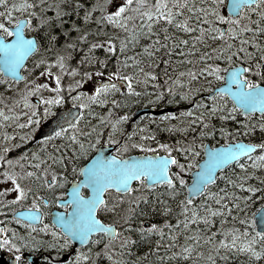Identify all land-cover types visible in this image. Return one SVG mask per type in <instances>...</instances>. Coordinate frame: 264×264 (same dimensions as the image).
Instances as JSON below:
<instances>
[{"label":"trees","instance_id":"trees-1","mask_svg":"<svg viewBox=\"0 0 264 264\" xmlns=\"http://www.w3.org/2000/svg\"><path fill=\"white\" fill-rule=\"evenodd\" d=\"M93 1L95 2V0ZM13 2L14 0H6L5 5H0V13H4L5 8ZM15 2H19V0H15ZM148 2L154 4L155 0H148ZM89 3L90 0H88V5ZM188 3L202 7L204 4H212L213 0H188ZM252 7L257 8V5H252ZM218 10L224 15V2L219 4ZM181 11L184 13V16L189 17V27L193 28L191 32L185 31L182 27H176L174 23L167 24V22L159 20L152 24L151 32L141 29L137 39L127 40V32L125 29L118 28L107 21L95 23L92 18L91 22L85 25L88 29L94 27L96 36L101 34V29L104 25L105 31L101 35L103 40H94L89 35L87 40L83 43H78L74 50L68 49V51L72 53L71 58L67 60V64L69 65L68 71L70 72L71 67H77L79 71L75 75H69L67 73L62 75L61 83L63 87L61 95L63 96V102L54 105L52 107V112L47 117L43 114V106L38 103L37 107L40 109L39 115L42 119L37 126L39 127L46 119L52 116L56 109L75 102V100L71 98L72 95H70L71 91L68 88V83L72 77H80V79H82L83 77L80 73L90 72L91 74H99L107 77L110 76V73L119 71L120 75L117 77L121 78L128 73H132V87L135 91L133 93H128L127 87L117 85L115 90H110L107 94H101L100 98L106 100V103L98 104L95 101H87V107L82 110L84 115L79 121V132L77 133L79 139L85 142L86 147L89 142L95 144V147H87L86 152H84V150H79V144L70 140L72 134L71 129H66L67 134L64 137L52 138L46 144L41 140L33 142L32 139H30L21 144L12 145L11 150H3L4 156L9 155L11 158L18 156L21 158L23 163V167L20 169L21 174L29 170L36 173L35 176H25V178L20 181L23 187L30 189L25 200L28 198L33 199L36 197L37 192L40 193V196H46L50 200H53L54 193L50 191L49 187H46L42 183V180L49 181L52 175L55 174L58 181V183L55 184V188L57 189L59 186V190L64 189L72 180L81 177V172L78 170L92 157L97 147L105 141L111 143V140H116L117 142L115 144H118L116 153L120 155L140 151L146 152L145 150L135 147L136 141L142 142L144 146H155L160 141L169 142L171 144L174 142V154H176L177 159L187 166H189L187 163L189 159L193 161L190 166L191 171L195 167V161L203 155L202 148L204 143L208 141L213 143H224L226 139L228 142L245 139L264 145V130L256 127L259 123H264V113L257 115L258 117H252L250 115L245 116L239 108H237L235 112L230 113L228 109L236 106L226 95L221 94L220 96H213L211 99H201L203 107H201L202 110H200L199 113L190 109L188 104L187 106L173 104L172 98L176 92L181 93L189 89L185 83H173L177 80L185 82L182 76L186 75L184 71L188 70L189 63L181 65L179 57L165 54L169 51L178 49L182 51L184 56H189V54H192L190 49L195 47L196 51L199 49L201 53L210 48L216 54L220 55L218 52L219 47H225L226 52L234 51L236 48L240 47V41L238 40L233 44L231 43L232 48L228 49L226 47L228 43L222 44L221 41L216 40L213 32L208 31L209 27L217 26L220 21H213L211 25L208 23H201V21L205 20V17L199 12L193 13L187 8ZM27 13V11L23 12V14ZM20 15L21 11L13 12V18ZM82 15L83 12L81 11L80 16L82 17ZM124 15H128V13L125 12ZM184 16H177L176 19L182 20ZM248 16L251 18L250 27L256 28L258 26H264V18H260L259 25L256 23L258 13H249ZM244 19L246 20L247 17ZM0 21L10 24V21L4 20L3 16H0ZM33 21L34 19L32 23L35 24L36 21ZM142 23L143 21L140 20L139 17H136L133 20H129L128 26L138 27ZM166 24L167 27L165 28ZM243 26L244 24L242 22L241 27ZM135 27H133V30H135ZM200 27L205 29L203 39H197L196 43L193 44V38L201 35L199 31ZM31 33L37 36H43L40 34V31H37V33L31 31ZM70 35L75 36L77 34L72 32ZM208 35H210V37H208ZM243 36L245 40L255 38L257 45H264V31L258 33L247 31L243 33ZM121 37H125L127 40V47L123 50L119 48ZM157 37L159 39H157ZM165 37H167V40H165ZM205 37L208 38V42L205 40ZM108 39H113L115 46L114 52H107L103 46V43ZM93 41L101 45L92 50L91 56L96 62L94 64H89L88 61L85 60L83 63H80L81 57L86 55L81 49L87 48ZM181 41H184V43H181ZM59 43L63 44L64 41H59ZM201 43H203L204 46H201ZM145 45H149L147 51L144 49ZM45 47H47L46 44ZM244 47L252 53L250 60L253 61V65H256L260 60V54L264 51V48L254 46L250 43L244 45ZM130 49L132 50L131 54L129 53ZM52 51H55V48L52 49ZM164 52L166 53L163 54ZM45 55L46 53L42 49L39 53H35L33 57L30 58L27 68L24 70L25 79L22 81H14L0 72V110L3 111V114L0 115L1 121H6L3 115L14 105H17L18 101L23 100L19 98V96L23 93L24 83L29 80V76L34 70L41 68L39 66L34 67V61L39 56ZM129 55L132 56L131 64L128 60L126 61L124 59V57H128ZM190 57L191 56L188 57L189 61L192 60ZM243 57L246 60L249 59L245 56L244 52ZM101 58L104 60L103 66L100 64ZM168 59H172V61L176 60V62L179 59L180 66L174 65L173 62L166 65L165 62ZM161 65L164 66L163 70L157 68ZM258 71H260L261 75H264V64L261 65ZM148 72L154 73V77L147 76L146 74ZM220 75H222L221 72ZM196 80L195 84H192L196 94L197 90L201 92L208 91L209 87H213V85L219 83V79L213 77L210 85L206 83L203 88H201L199 86V80H201L199 75L196 76ZM19 85H22V87L18 88ZM170 86L175 89L174 93L166 91ZM161 90L165 91L163 96L159 97L161 103L155 105L156 108L174 107L175 116H169L166 119L163 117L156 119L152 115H142L135 120L132 115L128 114L135 105L145 100H150L152 96H158ZM170 97L171 100L169 99ZM113 100L116 101L115 105L111 103ZM213 104L217 105V110L215 113L210 114ZM189 110L195 112L196 116L194 117L191 115ZM92 113H94V115ZM28 114L27 112V115ZM124 114H127V119L121 121L117 129L113 130L111 121L117 120L119 116ZM201 114H203L205 120L208 121L206 127L198 122ZM102 116L105 117V119L101 120ZM241 122L249 127L251 130L249 133H244ZM169 125H173L174 127L169 128ZM90 128L94 129V131L89 135H83V133H88ZM221 129H224L228 135H221ZM234 129L238 131L234 132ZM130 132L133 133L131 137L128 136ZM201 132H203L204 135H201ZM209 132H211L212 135H208L207 133ZM97 136H99V140L95 139ZM125 145H127V147H124ZM188 147H191L192 150L195 151L188 152ZM180 148H185V151L181 152L179 150ZM33 151L37 153L36 157L31 155ZM261 152H264V147L253 155L232 163L221 171L223 175H221L220 172L217 179L206 187L207 191L219 193L224 199H228L230 203H237L238 201L242 206L241 208L228 211L226 215H213L211 221L207 224H205L204 221L193 220L191 217L192 210L195 209L198 215H204L205 209L208 207L217 208L223 205L216 202V197H209L207 191H204L199 196L192 198V205H184V207L189 208V212L184 213L180 201L188 197L186 184L190 176L186 178V183L183 186L179 184L178 180H175L172 189H169L167 184H157L153 188H148L138 181L135 183L131 193L118 194L116 192H110L106 200L108 203L115 202L118 203L119 208L131 207L132 209L131 215L127 220V223H130L132 228L124 234L131 236L132 239L130 244L126 245L125 248H119V246L115 247L116 251L113 252V255L117 257V264H119V260L121 259L124 261V264H134L135 262L136 264H211V262L207 260L209 253L213 254L215 264H264V257H250L246 253L240 254L232 250L214 248V245L221 238L225 229L234 227L242 230L247 226L241 222L242 219L247 216L254 220L256 211L264 205V166H253V161L257 159ZM61 156H64L66 159L64 158L62 160L63 165L60 163L61 165L59 166L54 161ZM29 161H31V163H29ZM240 163L246 164V167L240 168ZM257 163L264 164V161H257ZM37 164H39V167H36ZM177 171H179V168L173 165L171 172L175 173ZM42 173L44 174L43 176H41ZM60 173H63V177L59 175ZM61 179L63 180L62 183L59 182ZM228 181H232L233 183H227ZM239 183L255 187L257 191L255 193H250L247 188H237L235 185ZM137 185H139V187H137ZM225 193H236L237 195L227 196ZM118 196H124L125 199L122 203L113 200L114 197ZM245 196L249 197L247 201L242 199ZM25 200L23 202H25ZM136 200H139V203H129L130 201ZM245 205L246 207H244ZM165 209L168 211H165ZM99 214L105 221L115 222L120 229L124 228V224L115 214L100 211ZM185 217L191 221L187 228L183 226ZM177 219L181 220L180 225L176 224ZM165 221L172 225L171 229L165 225ZM147 223L148 225L155 223L158 226H162L160 232H151L144 236L139 235V229L141 227L147 228ZM217 229L220 231H217ZM196 230H199L201 241L196 244L193 252L189 253L187 257L183 254L179 256H169V253L180 252L181 246L186 242L193 243ZM170 231L176 234L177 239L175 241L169 236ZM209 232H216L214 238L209 237L212 241L211 244L204 241V237L208 236ZM249 235H251V232H249ZM187 236L192 237V239L185 241V237ZM228 238L230 239V236ZM95 239L100 241L103 240L100 239V236H97ZM157 241H159V243H157ZM261 244H264V239L257 237V243L254 247L259 250ZM196 252H200L201 255L197 256L195 254ZM226 253L229 254L226 258L222 259ZM164 257L168 258L164 259Z\"/></svg>","mask_w":264,"mask_h":264},{"label":"snow or ice","instance_id":"snow-or-ice-1","mask_svg":"<svg viewBox=\"0 0 264 264\" xmlns=\"http://www.w3.org/2000/svg\"><path fill=\"white\" fill-rule=\"evenodd\" d=\"M108 0H95L90 6L88 5V0H56L53 3V0H19V2H14L8 5L5 8L4 13H0V16H3L4 20L10 21V24H6L3 21H0V53H3V56L0 57V72L7 70L12 73L14 78L25 79V77L21 76L17 71L18 68L24 67L27 68V65L24 63L25 57L30 56L35 53H39L42 49L46 53L45 56H41L34 61V67H42L43 71L38 73V75H46L49 76L55 82V86L52 87L47 81L42 83H35V86L32 88H28L25 91L24 96L21 97L23 99L26 107H30L32 115L27 117V124L31 125L34 123L39 124L42 117L39 115L40 109L36 106L31 105V102L28 99V96L32 93L39 94V90L41 89H50L54 95L48 96H39V102L43 107V114L47 117L52 112V107L57 104H61L63 102V96L61 95L62 83L61 77L63 74L75 75L78 73L79 69L77 67H71L70 72L68 71L69 65L67 64V60L71 58L72 53L70 51H65L66 49L74 50L78 43H83L89 37L91 29L85 27L89 22H91L93 18V13L99 10L102 13V16H97L95 19L97 22L104 20L118 28H123L127 32V40H135L140 34L141 29H144L147 32L152 31V24L156 21L163 20L167 22V24L174 23L176 27L183 28L185 31L191 32L193 30L192 27H189V17L184 16V13L181 11L184 8H187L190 12L196 13L199 12L201 15L205 17L204 21L201 23L212 24L213 21H221L226 22L228 24V28L222 29L218 25L215 27H209L208 31L213 32L215 37H220L221 39H228V37L239 38L240 47L236 48L234 51H228L227 54L225 47H219L218 52L220 55L218 59L227 61L230 65V69L226 70V74L228 76L229 85L226 87V92L224 89L219 91L213 90L216 96H220L221 92H225V94L230 93L232 102L236 107L229 108L228 112H235L237 108H239L245 116H248L250 112H254L257 108L261 113H264V75H261L260 71L261 65L264 64V51L260 54V60L256 63L255 67L248 66L243 67L242 69L237 67L236 64L232 63L233 55H239L241 51L245 53L247 58H251L252 53L248 51L244 45L252 44L254 46H258L264 48V45H257L255 38L251 40H245L243 33L247 31L252 32H261L264 31V26H258L256 28L250 27L251 18L248 16L249 13H258L257 25L260 24V18H264V0H231V4L229 7L232 9L229 15H222L218 8L221 0H213L212 4H204L202 7L199 5H192L188 3V0H155V3H149L148 0H123V2L118 3L114 10L108 11L106 5ZM6 0H0V5H5ZM252 5H257V8L252 7ZM259 9V10H258ZM51 10L53 12L52 15H48V11ZM14 11H21V15L13 18ZM27 11L29 14L27 16L23 15V12ZM83 12L82 17L80 16V12ZM127 12L128 15H124ZM75 14V15H72ZM177 16H184L182 20L176 19ZM136 17H139L140 20L143 21L138 27L128 26L129 20H133ZM247 17L245 20L244 18ZM35 18L36 23L33 24L32 20ZM244 24L241 27V24ZM67 24V27H65ZM165 25V28L167 27ZM43 28V36L37 35H25V30L32 29H41ZM201 35L199 37H194L192 43L195 44L197 39H203V33L205 29L203 27L199 28ZM72 32H75L77 35H70ZM64 37V43H59V38ZM6 37H12V39H7ZM214 37V38H215ZM157 39H159L157 37ZM127 40L125 37H121L119 41V48L121 50L127 47ZM167 40V37H165ZM184 43V41H181ZM45 44L47 47H45ZM101 46L97 42L93 41L89 44L87 48H82L81 50L86 54L81 57L80 63H83L85 60L88 61L89 64H94L96 61L92 59V50ZM107 52H114L115 46L113 39H108L103 43ZM149 45H145L144 49L147 51ZM228 49L232 48L231 42L226 46ZM55 48V51L52 49ZM191 51H195V49H190ZM202 59L206 58L205 56L201 57ZM127 61L130 58L124 57ZM241 59H244L242 57ZM101 66L104 65V60L100 59ZM126 66V65H125ZM56 67L58 71L53 72L52 68ZM214 78L219 80H224L225 76L220 75L221 65L220 64H211L207 67L201 69V72H209ZM246 72H255L258 76H260L259 80H253L249 78V76L245 75ZM195 71H192L190 75L195 76ZM83 77L79 80H74L73 83L68 85L69 90H73L76 88H80L81 85L84 84L85 79L91 75L90 72L80 73ZM119 71L110 73L111 77L119 76ZM149 77H154V73L148 72L146 74ZM124 81L127 82V92L133 93L135 89L132 87V73H128L122 77ZM29 83H33V81H29ZM175 84H183V81H174ZM232 83L237 85L236 88L230 87ZM159 87V86H158ZM117 88V83H100L94 87L90 93L84 90L75 91V95L73 96L74 100L80 98H87L89 101H95L98 104H104L107 101L101 99V94H107L110 90H115ZM165 90H161L157 97L153 99H158L163 96ZM169 92H175V89L171 86L166 90ZM189 92L182 91L180 96L183 99L189 98ZM192 96L195 95V92L191 93ZM210 99L212 97H209ZM171 100V97L169 98ZM112 104H116V101L113 100ZM87 105L83 102L79 103V108L84 109ZM194 107H203L202 103L194 105ZM217 110V105L213 104L211 108V112L215 113ZM111 111V110H109ZM190 114L194 117L196 116L195 112L189 110ZM3 114V111L0 110V115ZM23 113H11L10 115H22ZM94 115V113H92ZM83 112H79L78 114H72L70 112H66L63 116L57 117V125H54V131H51L50 136H41V141L46 144L50 139L56 137H64L66 133V129H71L72 134L70 136V140L79 144V150H85V142L80 140L77 133L79 132V121L81 120ZM176 113L169 112L165 114L163 118H167L169 116H175ZM34 118V119H33ZM7 119V117H5ZM105 119V117H101V120ZM127 119V114L121 115L117 120L111 121V126L113 130L117 129L118 124L121 121ZM198 122L202 123L203 126H207L208 121L205 120L203 114L199 116ZM242 127L244 128V133H249L251 130L247 125L241 122ZM23 125H17V127H21ZM143 127V126H141ZM169 128L174 127L173 125H169ZM256 127L264 130V123H259ZM183 130V129H182ZM94 129H89L88 133H83V135H89ZM221 135L227 136L228 133L221 129ZM234 132L238 130L234 129ZM208 135H212L211 132L207 133ZM26 135V134H25ZM133 133H128V136L131 137ZM201 135H204L201 132ZM5 137H8V134L5 133ZM31 136L26 135V139H31ZM96 140H99V136L95 137ZM108 141H105L107 143ZM116 140H111L112 144H115ZM43 147V145H42ZM88 148L95 147V144L89 142L87 144ZM124 147H127L125 145ZM135 147L142 148V144H137ZM158 147L166 150V153H171L173 149L169 147L167 144H159ZM255 147L252 143H245L242 141H236L234 144H229L226 139L224 145L219 148H211L206 153L207 159L203 161V163H198L197 168L200 171L196 174L194 178V183L192 187L191 194L199 195L202 191H207L206 185L211 184L214 180V170H219V168L229 161L239 160L241 157H245L246 155H253L252 149ZM264 147V145H262ZM181 152L185 151L184 148L179 149ZM7 151V149H4ZM75 151V149H74ZM188 152H192V148H187ZM33 157L37 156V153L33 151L31 153ZM19 159V158H18ZM47 159V157H46ZM62 159V157H61ZM257 161H264V152H261L255 161H253L254 167L264 166V164H259ZM17 160H7L4 161L5 164H15ZM102 162V163H101ZM31 163V161H29ZM188 165L191 166L193 161L189 159L187 161ZM169 165H176L179 169H183L185 171H191V167L185 168V165L181 163L176 156L165 155L163 157L154 155L146 158H141L139 160H135L129 162L126 159H120L118 156H109L106 160L103 157H97V160L93 161L92 164L88 166V168H82L78 171L84 173V183H86L90 189V194L85 197L79 192V183L73 186L72 193L69 199H67L63 207L68 208L71 205V209L69 210V214L64 216L63 214H58V219L53 223L56 227L59 228V231L56 230L50 224H42L40 231L45 233H51L52 242H45L42 237H36L35 242H29L25 240L23 236H20L19 239L23 241L24 245L29 246L32 249L39 248L40 246L47 243L48 248L55 249L57 247L65 248L67 245L74 241H79L84 245H95L100 243L101 241L98 239H91L93 233H104L107 237L108 242L104 243L103 249L93 253L91 248H85L83 251L78 247L74 253L75 264H87L88 261H91V264H96L97 257L104 256L107 257L112 264H117V257L113 256V252L116 251V248L113 246V242L119 240L121 243L119 244V248H125L126 245H129L131 242V236L123 235L122 229L115 227L112 223H104L98 215V210L100 212L108 213L111 212L116 215L118 219H121V222L124 224L125 229H131L132 225L127 223L128 217L131 215L132 209L131 207L127 208H119L118 203H108L106 198L101 194L105 189L116 186L121 189L125 193H131L133 190L129 186V181L135 179L136 181H140L144 186L148 188H153L157 184H167L169 189H172L174 186L175 180H178L181 186L185 185L186 181L183 177H181L180 172L177 171L175 173H171ZM23 167V165L21 166ZM39 167V164L36 165ZM240 168H245L246 164L240 163ZM36 173L32 170L27 171L26 173L20 174L15 172V170L8 171L5 170L3 174L4 179H10L12 181V185L15 188L17 194L13 200L5 201V203H17L22 201L27 197L28 191L30 189L25 188L21 185L20 181L27 177L35 176ZM44 174L42 173L41 176ZM63 177V173L59 174ZM221 175L223 173L221 172ZM57 176L55 174L51 177V183L48 180H42V183L51 188L52 185L56 184ZM60 183L63 182L61 179ZM227 183H233L232 181H228ZM237 188H247L248 192L255 193L257 188L249 186L247 184L239 183L235 185ZM139 187V185H137ZM12 189H7L6 191H11ZM191 194L186 197L184 200L180 201L182 206V210L184 213L189 212L188 207H184L185 204L192 205L193 201L191 199ZM58 196L64 195V193H57ZM207 195L209 197H216V202L218 204H222V207L212 208L208 207L205 209L204 215H198L197 211L194 209L191 212V217L193 220L204 221L205 224L211 221L213 215H226L228 211L232 209L241 208L242 206L237 203H230L228 199H224L219 193H213L211 191H207ZM227 196H236V193H225ZM38 198L43 199L40 196V193H36V197H34L30 204L24 206L22 205L23 210L20 212L19 216L13 217L17 220L18 223H24L27 220L26 226L29 229L34 230L35 221L41 220L42 215L41 212H37V209H40V203H38ZM124 196L114 197V201L123 202ZM247 201L249 197L245 196L242 198ZM57 204L61 202L56 200ZM131 203H139V200L130 201ZM3 207V205H0ZM246 207V205L244 206ZM16 209H13L15 212ZM165 211H168L165 209ZM245 226L242 230L234 227L227 228L223 231L221 238L214 245L215 249H226L232 250L235 253L240 254H248L250 257H264V244H261L260 249L257 250L254 245L257 243V237L264 239V206L257 213V219L253 220L245 216L241 221ZM143 223V222H141ZM165 225L169 229L172 228V225L167 221L164 222ZM191 223L187 217L183 220V226L187 228V226ZM176 224L180 225L181 220L177 219ZM250 226V227H249ZM162 226H158L155 223H152L147 226V228L141 227L139 231L144 232L145 234L151 232H160ZM259 227L261 230H257ZM5 228H0V232H4ZM217 231H220L217 229ZM251 232V235H249ZM13 236H17L15 230L12 233ZM169 236H171L172 240L175 241L177 239L176 234L173 232H169ZM216 236V232H209L208 236L204 237V241L211 244V239L209 237L214 238ZM230 236V239L228 238ZM62 239V243H61ZM192 239V237H185V241ZM201 241V237L199 235V230H196V235L193 243H185L181 246L180 252L169 253V256H179L183 254L185 257L189 255V253L193 252L196 244ZM159 243V241H157ZM6 246H10L11 249L16 251V260L17 264L20 261V252L21 244L14 242L10 239H5L4 237H0V248H4ZM87 253V254H85ZM197 256H200V252L195 253ZM219 254V253H216ZM229 253H226L222 259L226 258ZM168 257H164L167 259ZM51 260V264H57V261L54 258H46L45 264H48V260ZM207 260L211 262V264H215L213 260V254L209 253ZM67 264H73L72 259L70 258ZM119 264H124V261L119 260Z\"/></svg>","mask_w":264,"mask_h":264},{"label":"flooded vegetation","instance_id":"flooded-vegetation-1","mask_svg":"<svg viewBox=\"0 0 264 264\" xmlns=\"http://www.w3.org/2000/svg\"><path fill=\"white\" fill-rule=\"evenodd\" d=\"M28 14L29 13L23 14V15L27 16ZM223 14L229 15L225 8H224ZM33 19H34V21H36L35 18H33ZM218 26L221 27L222 29H225V30L228 28V24L226 22L220 21V23H218ZM26 33L28 35H36L34 33H31V31L28 29H26ZM208 37H210V35H208ZM7 38H10V37H7ZM205 38H206L205 40H207V42H208V38L207 37H205ZM216 40L221 41L222 44H226L229 42H231L233 44V43L237 42L239 39L229 36L228 39H221L220 37H216ZM207 42H204V43H207ZM210 44H211V42H210ZM201 46H204V44L201 43ZM193 49H195V51H192V54H189V56H191L190 59H192L191 61L188 60L189 56H184L182 52H179L180 55H178V56L175 55V56L180 58L181 65L189 63L188 64V70L184 71V74H186V75L182 76L183 79L185 80L184 83L187 84V87L189 88L188 90H185L184 92H189V94H190L188 99H184V102H189V103H185L184 106L188 104L190 106V109L199 113L200 110H202V108L201 107H194V105H197L198 102L201 103V99H203V98L210 99L209 97L216 96L215 93H213V94H210V93L213 91V89L216 86H219L220 84L225 82L226 70L230 69V65L227 63V61L218 59L219 55L216 54L214 51H212L210 48L207 51L205 50L202 53L199 49H197V51H196L195 47ZM225 54H227V52H225ZM202 56H205L206 58L202 59L201 58ZM128 57L130 58L128 61L131 64L132 56L129 55ZM242 57H243V51H241L238 56L234 54L232 57V63H234L236 65H242L244 67H248V66L255 67V65H253V63H252L253 61H251L250 59H248V60L241 59ZM257 58H258V56H257ZM28 62L29 61H27V63ZM27 63H26V65H27ZM214 63L221 65V69H222L221 73H222V75L225 76V79L219 80V83L213 85V87H209L208 91L201 92L200 90H197V94H198L197 95L195 90L193 89L194 86L192 85V84H195V82L197 81L196 76L199 75V77L201 78V80H199V86L201 88H203V86L206 83L210 85L211 84L210 82L213 79V76L209 74L211 69H209V72H201L200 70L207 67L208 65H211ZM24 70H25V68H24ZM192 71H195V73H196L195 76L190 75V73ZM244 74L249 76V78H251L253 80H259L260 79V76H258L255 72H246ZM262 83H264V82H262ZM192 92H195L194 96L191 95ZM221 94L229 97L228 94H225L223 92H221ZM242 114H243V112H242ZM259 114H262V113L254 112V113H250L249 115L254 117V116H257ZM164 115L155 116V117H156V119L157 118L159 119L161 117H164ZM232 141H234V140H232ZM208 142H210V141H208ZM208 142L204 143V146L202 148L203 155L197 161H195V167L194 168L197 167L198 162L204 157L205 145ZM249 142H252V141H249ZM210 143L213 146L217 145V144H221V143H213V142H210ZM254 143H257V142H254ZM159 144H167L169 147H171L173 149V151L169 154L176 156V154H174V142H172V144H171L169 142L160 141L157 145H155V147L154 146H145V147H154L155 150H158L161 153L166 152L165 149L158 147ZM258 144H260V143H258ZM116 145H117L116 146V148H117L118 144H116ZM259 150H257L256 152H258ZM192 151L194 152L195 150H192ZM49 183H51V180H49ZM70 183L62 190L58 189L59 186L56 189L55 184L52 185V187L50 188V191H52L54 193L53 194V197H54L53 200H50L46 196H41L43 199H40V198L38 199V203H40V210H42V213L44 215H43L42 221L40 223L34 224V230L29 229L26 226V224L28 222L27 220H25L24 223H18L17 220L13 218V217H16V215H15V212H13L12 207H9V206L4 207L3 206L0 208V224L2 225V228H5V231L0 233V237H4L5 239L13 240L14 242L22 245L21 248L19 249V252H20L19 264H45L46 258H54L57 261V264H67L68 260L71 258L73 261V264H75L74 253L78 247L82 251L85 248L90 247L91 251L93 253H95V252L99 251V248L103 249L104 243L108 242L105 234L100 232V233L93 234V236L91 238V239H95L97 236H100V239H103L100 243L95 244V245H84V244L83 245H77L75 242H72L69 245H67V247H65V248L57 247L55 249H52V248L47 247V243L52 242L51 233L50 232L49 233L42 232V231H40V228L42 227V224L46 223V224L52 225L54 228H56L57 231H59V228L56 227V225L52 222L51 211L55 208L69 210L71 205H69L68 208H65V207H63V205L57 204L56 200H60L62 197L66 196V192H67V189H68V186L70 185ZM55 189H56V191H55ZM57 193H64V195L58 196ZM84 193L87 194L88 190L84 189ZM1 197H4L2 195V193H0V199H1ZM22 205L26 206L27 204L23 203ZM22 205L19 206V208H22ZM14 230L17 233V236L12 235ZM20 236H23L24 239L28 240L30 243L35 242L36 237H42V239L47 243L40 246L39 248L32 249L29 246L24 245L23 241L19 239ZM62 242L63 241L61 239V243ZM16 251L17 250L11 249L10 246L0 248V264H6V263L8 264L10 261L11 262L15 261V264H17ZM85 254H87V253H85ZM114 257H116V256H114ZM48 264H51L50 259L48 260ZM81 264H84V262H81ZM87 264H91V261H88ZM96 264H112V261H110L107 257L102 256V257H97Z\"/></svg>","mask_w":264,"mask_h":264},{"label":"rangeland","instance_id":"rangeland-1","mask_svg":"<svg viewBox=\"0 0 264 264\" xmlns=\"http://www.w3.org/2000/svg\"><path fill=\"white\" fill-rule=\"evenodd\" d=\"M55 2H56V0H53V3H55ZM65 2H66V0H65ZM93 2H94L93 0H90L89 6ZM121 2H123V0H108L106 8L108 11H112V10H114V7L118 3H121ZM221 2H224V8H225L226 0H222ZM47 14L52 15L53 12L51 10H49ZM97 16H102V13L99 10H97L93 13V19H94L95 23L97 22V20L95 19ZM101 21L104 22V20H101ZM65 27H67V24H65ZM90 29H91V32L89 35L92 37V39H94V40L95 39H97V40L102 39L101 35L105 31L104 25L102 26L101 34L99 36L95 35L96 30L94 29V27H92ZM31 31L35 32V33H37V31H40L41 35L44 34L43 28L32 29ZM59 41H61V42L64 41V37L61 36L59 38ZM65 51H68V49H66ZM131 52H132V50L130 49L129 53L131 54ZM179 52H182V51L177 49V50L169 51L167 54H165L166 52H164L163 54L170 55V56L171 55H173V56L177 55L178 56V55H180ZM39 57H41V56H39ZM171 62H173V64L176 66H180L179 59L177 62H176V60L172 61V59H168V60H166L165 63L167 65ZM163 67L164 66L161 65L160 67H157V68L163 70ZM42 71H43V68L41 67L39 69L34 70L30 74L29 80L26 81L23 85V93L19 96V98L24 96L26 89L34 87L35 83H42L44 81H47L52 87L55 86L54 80H52L49 76L38 75V73H41ZM52 71L56 72V71H58V69L56 67H53ZM100 76L101 75H99V74H91L89 77L84 78L85 82L83 85L80 86V88H76V89L71 90V93H70V95H72L71 98H73V96L75 95V91L84 90V91H87L90 93L92 90H94L95 85H93L91 81L93 78L100 77ZM79 79H80V77H72L69 80L68 85L73 83L74 80H79ZM29 81H33V83H29ZM21 87H22V85L18 86V88H21ZM17 91H18V89H17ZM48 95H54V93L50 89H41V90H39V94L34 92L28 96V99L31 102V105L37 107L38 103H40V102H38L36 99H39V96H48ZM154 97H157V96H152L150 100H145L142 103L135 105L134 108L130 111L131 114L130 113H128V114L133 116L136 108H138L139 106H142V105H158L159 103H161L160 98L153 99ZM87 101H88L87 98H80V99L75 100V102H77V103L83 102L85 104L87 103ZM172 102H173V104H176V105L181 104L183 106L185 103H189V102H184V99L180 96V92H176L173 95ZM41 106L44 107V105H41ZM185 106H187V105H185ZM10 112L11 113H23V114L22 115H10ZM27 112L29 113L28 115H27ZM31 115H32V113H31L30 107H26L24 104V101L22 100V101H18L17 105H14L12 108L9 109L8 112H6L3 115L4 118L7 117L6 121H1V119H0V193H2V195L4 196V197H1V199H0V205H3L4 207L9 206V207H12L13 209H16V210L19 209V206L21 204H23L21 202H23L25 199H23L22 201L17 202V203H5V201L13 200L14 197L16 196L17 192L12 185V181L10 179H4L3 174H4L5 170H8V171L15 170V172L21 174L20 169L22 168L21 166L23 165V163L21 161V158H19L18 156L14 157V158L9 157V155L4 156L3 150L4 149L11 150L12 145H18L19 143L21 144L23 142L30 140V139H26V135L31 136L32 137L31 139H33L34 134L36 133V131L38 129V126H37V123H35V120H34L33 124H31V125L27 124V117H29ZM17 125H23V126L17 127ZM5 133L8 134L7 138L5 137ZM137 144L143 145V147L139 148V149H145L147 151H155V149H154L155 146L154 147H145L142 142L136 141V145ZM86 151H87V147L85 148L84 152H86ZM3 157H4V159H3ZM61 157H62V159H61ZM61 157L56 158L54 161L59 166L62 164V160L65 158L64 156H61ZM7 160H17V162L15 164H5L4 161H7ZM189 167L190 166L185 165V168H189ZM179 172H180L181 177H183L185 180L190 174L189 171H185L183 169H179ZM10 188L12 189L11 191H6L7 189H10ZM31 201H32V198H28L25 200L27 205L30 204ZM119 220H121V219H119ZM147 225H148V223H147ZM122 230H123L122 234L124 235L130 229H125V227H124ZM120 243L121 242L117 241V242L113 243V246L118 247ZM99 250H101V248H99ZM100 257H102V256H100Z\"/></svg>","mask_w":264,"mask_h":264},{"label":"water","instance_id":"water-1","mask_svg":"<svg viewBox=\"0 0 264 264\" xmlns=\"http://www.w3.org/2000/svg\"><path fill=\"white\" fill-rule=\"evenodd\" d=\"M231 4V0H226V4H225V8H226V11L228 14L231 13L232 9L229 7V5ZM25 35H28L26 33V30H25ZM7 39H12V37L10 38H7ZM33 55V54H32ZM27 56L25 57V60H24V63L26 64L28 59L32 56ZM3 56V53H0V57ZM0 66H2V64H0ZM237 67L239 68H243L244 66L242 65H237ZM17 71L20 73L21 76L25 77L24 75V67H20L17 69ZM3 75L10 78V79H13V80H16V81H22L23 79H19V78H14L13 74L8 72L7 70L3 71ZM105 82H108V83H117L118 85H121V86H124L126 85V81H124L123 79H110V78H102V79H93L92 80V83L95 84V85H98L100 83H105ZM229 85V81H228V76L226 74V79H225V82L220 84L219 86H216L213 90H221V89H224L225 92H226V87ZM230 87H232L233 89L237 87V85L235 83H232L230 85ZM223 92V93H225ZM214 91H212L210 94H213ZM229 97L231 98V94L228 93ZM232 99V98H231ZM39 101V99H37ZM173 108H158L156 109L155 107H140L138 108L135 112H134V118H137L139 117L140 115L142 114H154V115H163L165 112L167 111H172ZM66 112H70L72 114H78L79 112H82V109L79 108V105H65L63 107H60L59 109H57L55 111V113L49 117L47 120H45L42 125L38 128L37 132L35 133L34 135V138H33V141H37L40 139L41 136H50L51 134V131H54V125H57V117H60V116H63ZM254 112H260V110L257 108L256 111ZM254 112H250V113H254ZM236 141H242V142H245V143H249V141L247 140H244V139H239V140H234V141H229V144H234ZM252 144L255 145V147L252 149V152L255 153L257 150L261 149L262 148V145L261 144H258V143H254V142H250ZM224 143H221V144H217V145H212L210 142H208L206 145H205V152H204V157L198 162V163H203L204 160L207 159V155L206 153L208 152V150H210L211 148L215 147V148H219L221 146H223ZM115 150H116V146L115 145H111V144H108V143H103L101 145L98 146L96 152L94 153V155L85 163L82 165L81 169L82 168H88V166L90 164L93 163V161L97 160V157H103L104 160L107 159V157L109 156H118L120 159H126L128 160L129 162H132V161H135V160H139L141 158H146V157H149V156H154V155H158V156H165L166 154L167 155H170V156H173L169 153H160V152H148V153H145V152H138V153H130V154H127L125 156H119L115 153ZM246 156H249V155H246ZM245 156V157H246ZM241 158H244V157H241ZM240 158V159H241ZM237 160H234V161H229L227 163H225L224 165H222L219 170H214V180L213 182L217 179L218 177V174L224 170L225 168H227L229 165H231L232 163L236 162ZM102 163V162H101ZM172 166L173 165H169V168H170V171L172 169ZM200 171V169H198L197 167L191 172L190 174V181L188 182L187 184V195L189 196L192 192V187H193V183H194V178L196 176V174ZM85 177H84V173L81 172V178L79 179H74L70 185L68 186V189H67V196L66 197H63L61 198L59 201L61 202L60 205H63L64 202L70 198L71 196V193H72V189H73V186L76 185L77 183H79V192L80 194L84 195L85 197H87L90 192H91V189L90 187L84 183ZM136 182L135 179H132L130 180L128 183H129V186L133 189L134 187V183ZM212 182V183H213ZM209 184L206 185V187L208 186ZM86 188L88 190V194H84L83 193V189ZM109 190H115L116 192H119V193H125L123 192L121 189H119L118 187L116 186H113V187H110V188H107L105 189L101 194L106 198V194ZM204 191H202L201 193H203ZM200 193V194H201ZM199 194V195H200ZM199 195H196V194H191V199L193 197H196V196H199ZM72 206H70L69 210L71 209ZM262 207V206H261ZM261 207L256 211L255 215H254V219L256 220L257 219V213L258 211L261 209ZM23 210V208L21 209H18L17 211H15V215L16 216H19L20 212ZM69 210H66V209H59V208H55L51 211V219H52V222H54L55 220H57L59 217H58V214H63L64 216H67L69 214ZM37 212H41L40 209H37L36 210ZM98 215H99V210H98ZM43 217V215H42ZM99 218L102 220V218L99 216ZM42 221L41 220H38V221H35V223H40ZM104 223H107L105 222L104 220H102ZM115 227H117V225L115 223H112ZM0 228H2V225L0 224ZM118 228V227H117ZM257 230H261L259 227H257ZM2 233V232H0ZM95 234V233H93ZM92 234V235H93ZM77 245H83L81 242L79 241H74ZM7 264V263H6ZM8 264H15V261H10Z\"/></svg>","mask_w":264,"mask_h":264},{"label":"bare ground","instance_id":"bare-ground-1","mask_svg":"<svg viewBox=\"0 0 264 264\" xmlns=\"http://www.w3.org/2000/svg\"><path fill=\"white\" fill-rule=\"evenodd\" d=\"M142 107H156L155 105H144V106H142ZM140 108V107H139ZM171 108H173V110H172V112H174L175 111V108L174 107H171ZM138 109V108H137ZM136 109V110H137ZM135 110V111H136ZM147 260V259H146ZM133 264V263H132ZM134 264H136V262L134 263ZM140 264V263H139ZM147 264V263H146Z\"/></svg>","mask_w":264,"mask_h":264},{"label":"crops","instance_id":"crops-1","mask_svg":"<svg viewBox=\"0 0 264 264\" xmlns=\"http://www.w3.org/2000/svg\"><path fill=\"white\" fill-rule=\"evenodd\" d=\"M138 233H139V235H142V236L145 235V233L144 232H141V231H139Z\"/></svg>","mask_w":264,"mask_h":264}]
</instances>
